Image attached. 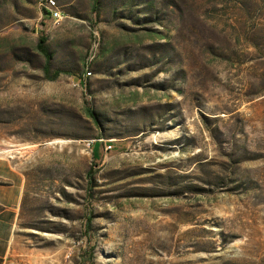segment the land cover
<instances>
[{
	"label": "rangeland",
	"instance_id": "obj_1",
	"mask_svg": "<svg viewBox=\"0 0 264 264\" xmlns=\"http://www.w3.org/2000/svg\"><path fill=\"white\" fill-rule=\"evenodd\" d=\"M45 1L0 0L15 254L264 264V0Z\"/></svg>",
	"mask_w": 264,
	"mask_h": 264
},
{
	"label": "crops",
	"instance_id": "obj_2",
	"mask_svg": "<svg viewBox=\"0 0 264 264\" xmlns=\"http://www.w3.org/2000/svg\"><path fill=\"white\" fill-rule=\"evenodd\" d=\"M24 193L23 173L9 160L0 158V264H43L40 249L17 255L12 245Z\"/></svg>",
	"mask_w": 264,
	"mask_h": 264
},
{
	"label": "trees",
	"instance_id": "obj_3",
	"mask_svg": "<svg viewBox=\"0 0 264 264\" xmlns=\"http://www.w3.org/2000/svg\"><path fill=\"white\" fill-rule=\"evenodd\" d=\"M43 14H44V17L45 18H52V15H51V11L49 10V8L47 7H44L43 9ZM37 48L38 50L41 52V54L45 57V64H44V73L49 77H53V78H56L58 77L61 73H62V70H55L53 72V74H50L51 73V70H50V60H51V55L50 53L48 52V50L46 49L45 47V38L43 37H40L39 39V43L37 45ZM77 80H78V83L80 84V81L81 78L80 77H76ZM96 124L98 123V121L95 119L94 115H92ZM93 170L90 169L88 172H87V177H88V183L90 184L89 186H91V178H92V175H93Z\"/></svg>",
	"mask_w": 264,
	"mask_h": 264
},
{
	"label": "built area",
	"instance_id": "obj_4",
	"mask_svg": "<svg viewBox=\"0 0 264 264\" xmlns=\"http://www.w3.org/2000/svg\"><path fill=\"white\" fill-rule=\"evenodd\" d=\"M45 7L49 8L52 18L55 21H59L62 19L61 13H58V8L53 0H46ZM87 75H89V73H87Z\"/></svg>",
	"mask_w": 264,
	"mask_h": 264
},
{
	"label": "bare ground",
	"instance_id": "obj_5",
	"mask_svg": "<svg viewBox=\"0 0 264 264\" xmlns=\"http://www.w3.org/2000/svg\"><path fill=\"white\" fill-rule=\"evenodd\" d=\"M59 13V12H58ZM154 138V141L156 140V137H153Z\"/></svg>",
	"mask_w": 264,
	"mask_h": 264
}]
</instances>
